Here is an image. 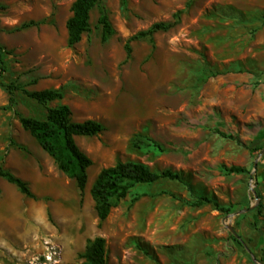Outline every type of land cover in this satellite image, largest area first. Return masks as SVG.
Returning <instances> with one entry per match:
<instances>
[{"label": "rangeland", "instance_id": "rangeland-1", "mask_svg": "<svg viewBox=\"0 0 264 264\" xmlns=\"http://www.w3.org/2000/svg\"><path fill=\"white\" fill-rule=\"evenodd\" d=\"M74 1L0 0V45L10 52L1 80L62 87L64 98L49 105L104 125L76 138L93 160L82 199L20 122L44 118L46 107L22 91L10 106L0 86V161L37 196L0 178V264H83L96 236L106 239L107 264H264V0H102L70 47ZM102 8L115 28L107 41ZM179 10L154 42L130 41L128 57L135 34L175 21ZM140 134L164 151L132 146ZM127 160L187 183L137 185L101 222L91 187L102 168ZM232 165L247 171L230 173ZM198 196L218 205H192Z\"/></svg>", "mask_w": 264, "mask_h": 264}, {"label": "trees", "instance_id": "trees-1", "mask_svg": "<svg viewBox=\"0 0 264 264\" xmlns=\"http://www.w3.org/2000/svg\"><path fill=\"white\" fill-rule=\"evenodd\" d=\"M102 0H75L72 4V15L67 20L69 33L68 45L70 47L79 43L85 32L91 29V13L94 8L101 4ZM191 0L186 7L190 6ZM184 10H179L173 22H158L149 29L135 34L126 44L128 57L131 54L130 41L135 39H150L154 42V34L158 31H167L180 21V15ZM99 24L102 26V38L107 41L115 34L110 17L107 11L102 8L99 17ZM24 23L18 29L29 27ZM1 30V29H0ZM10 52L0 45V86H4L10 94V106L15 102L14 95L17 91H22L47 109L44 118L32 116H20V122L25 130L38 141L44 151H46L57 163L59 169L68 177L76 181L82 199L89 181V168L93 165L92 158L85 153L78 145L76 138L79 136H94L104 130V125L94 119L85 121H75L72 117V110L68 104L49 105L51 102L64 98L63 88H47L41 90H28L23 84L15 81L6 82L1 80L8 74L7 55ZM142 138H139V137ZM139 139L134 140L133 145L138 149L147 148L164 151L163 146L152 137L140 134ZM230 173H244L246 168L232 165L226 168ZM0 178H5L8 182L16 185L18 189L29 197L36 198V194L30 184L23 178L16 175L11 169L4 167L0 161ZM161 179L179 180L187 183L183 176L171 169L152 170L146 163L137 160L118 161L112 166L104 167L97 175L92 187L91 196L95 202V209L101 222L105 221L114 206L121 199L126 198L137 185L153 184ZM140 195L133 198V202L138 200ZM207 203L217 202L207 196H198L192 202L194 206H202ZM222 209V208H220ZM232 237L239 244L244 246L240 236L232 234ZM148 251L146 248H143ZM81 257L85 259L83 264H107L106 239L103 236H96L89 239L85 251Z\"/></svg>", "mask_w": 264, "mask_h": 264}, {"label": "water", "instance_id": "water-1", "mask_svg": "<svg viewBox=\"0 0 264 264\" xmlns=\"http://www.w3.org/2000/svg\"><path fill=\"white\" fill-rule=\"evenodd\" d=\"M230 230H231V232H233V234L237 235V233L235 232V230L232 227H230Z\"/></svg>", "mask_w": 264, "mask_h": 264}, {"label": "bare ground", "instance_id": "bare-ground-1", "mask_svg": "<svg viewBox=\"0 0 264 264\" xmlns=\"http://www.w3.org/2000/svg\"><path fill=\"white\" fill-rule=\"evenodd\" d=\"M92 179H93V176L90 174L89 180L92 181Z\"/></svg>", "mask_w": 264, "mask_h": 264}]
</instances>
